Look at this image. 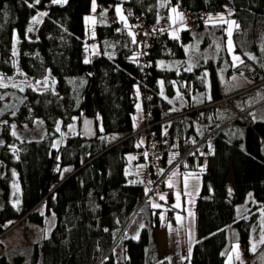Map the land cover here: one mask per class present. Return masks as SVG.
<instances>
[{"label": "trees", "instance_id": "16d2710c", "mask_svg": "<svg viewBox=\"0 0 264 264\" xmlns=\"http://www.w3.org/2000/svg\"><path fill=\"white\" fill-rule=\"evenodd\" d=\"M91 2L0 0V74L5 81L21 77L33 86L42 82L36 91L27 84L23 91L10 85L0 88L7 98L0 111L31 114L42 120L48 131L40 139L19 140L7 126L1 128L0 238L22 224L42 226L47 214L55 219L47 236L24 250L0 255V264H115L113 248L118 242L123 264H168L166 255L159 257L154 231L165 230L166 224L174 221L178 209L171 198L164 210L148 207L136 239L123 234L131 216L148 201L141 185L126 175L128 154L136 157L135 161L143 160L145 139L130 136L137 91L142 109L147 103L154 121L172 117L152 128L160 140L164 169L175 166L183 174L200 176L192 207L195 242L190 255L179 264H224L226 230L231 225L238 228L241 248L245 247L243 257L252 258L246 249L249 231L234 206L248 195L259 206L264 205V0H170L163 8L161 0H96L100 17L86 26L83 18L90 12ZM115 4H120L128 27L115 14V21L108 18ZM170 5L206 15L227 12L236 21L239 27L234 28L232 39L244 64L229 70L244 76L245 91L235 97L226 95L218 79L227 62L225 25L208 24L206 30L187 28L180 32V40H197L209 50L201 67H208L212 92L211 100H204L200 107L189 102L200 66L191 71L181 68L177 74L176 68L159 67L169 56L179 59L180 68L184 57L181 45L168 38L164 29ZM40 12L48 15L33 27V17ZM141 15L145 26L158 22L164 29L162 41L145 55L149 62L146 69L136 56L137 43L133 44L128 34L135 35L137 16ZM29 27L32 32L27 31ZM85 43H95L99 54L87 56ZM46 77L47 87L43 84ZM174 78L183 85L180 91L187 101L188 109L182 112L171 110L159 94V80ZM145 93L150 94L148 102ZM222 96L230 97V108L210 105ZM82 116L93 120L95 136L87 139L76 132L53 147V127L59 122L64 129ZM198 130L203 131L201 136ZM207 141L211 165L199 169L196 153ZM65 168L69 171L63 174ZM164 179L158 188L164 187Z\"/></svg>", "mask_w": 264, "mask_h": 264}, {"label": "rangeland", "instance_id": "374dc122", "mask_svg": "<svg viewBox=\"0 0 264 264\" xmlns=\"http://www.w3.org/2000/svg\"><path fill=\"white\" fill-rule=\"evenodd\" d=\"M97 6V5H96ZM120 4H115L114 6V14L118 21H120L119 17L116 14V7ZM176 7L175 5H170L167 8V17L169 20L168 25V35L171 37V33L174 30H178L177 34L180 35L181 31L186 30L188 27L184 24V18L182 22L178 21L175 25L172 24V20L170 17H174L175 14L171 13L170 8ZM178 9V8H177ZM181 13V11L178 9ZM97 13V8L93 11L92 2L90 12L84 16L83 22L87 26L92 24L95 21V15ZM211 14H208V16ZM207 16V17H208ZM212 16V15H211ZM206 17V20H207ZM122 22V21H121ZM123 26L125 23L122 22ZM34 27V24H32ZM227 28V24H225V29ZM226 32V31H225ZM228 39V37H227ZM85 50L87 52V56L90 54H99V48L95 43H85ZM86 56V58H87ZM24 80L21 77H14L13 79L5 81L8 85L20 89V87L13 86V83L24 87L26 84L22 83ZM0 96L3 99H0V108L6 103L7 98L4 96L3 91L0 92ZM140 93L136 92V100H135V114L134 117L137 118L139 113H141L140 109H137V104L141 105L140 102ZM23 108L27 109L26 104L22 105ZM238 114V113H237ZM239 116H241L239 114ZM143 117V113H142ZM240 118V117H237ZM142 120V118H141ZM140 120V121H141ZM7 122V123H5ZM42 122V123H41ZM140 124V122H139ZM138 124V125H139ZM12 125H15L13 129ZM69 125H74V132H69L68 126L66 128H60V132L65 133V136L61 137L60 132H56V125L53 127L52 133H54V137L52 140V145L56 141H61L59 144L63 143L66 137L70 134L79 132V119H74ZM2 126H7L9 132L13 135V131L15 135H13L16 139L19 140H35L40 139L46 135L48 132L44 127V123L39 118L33 117L31 114H21L20 112L13 113L12 111L5 112L0 119V142H2L1 138V128ZM98 130L100 128L98 127ZM142 140V138H141ZM58 144V145H59ZM57 145V146H58ZM56 146V147H57ZM54 147V146H53ZM145 165H147L145 163ZM68 169L69 168H65ZM64 169V170H65ZM68 171H63L65 174ZM176 172V176H172V173ZM148 172L146 171L144 175L139 177L140 185H142L144 195H149L146 197L148 199L147 202L143 203L140 208L131 216L128 225L126 226L124 236L127 235L129 231L137 228L141 221L147 216L148 207H152V204H159L160 209L164 210L165 208H169L166 204L169 198L172 199L171 204L174 206L177 202L176 200V192H180L179 199V207H175L178 209L174 214V221L172 222L173 228H170L166 232H157V240L161 239L162 242H165L164 236H171L173 243L166 245L164 249V253L159 254V257L162 255H166L168 257L169 264V256H170V264H179L181 259H184L190 255L191 246L195 242L194 236V213H193V200L197 195L200 187V176L197 173L187 172L182 173L177 167H172L167 173V176L164 179V187L157 188L155 192L149 190L152 188V184H150V176L148 181H146ZM171 178L173 187H168V181ZM185 183L187 187H185ZM164 195L165 199L161 200L160 196ZM262 209H264V205L259 206L250 195L246 196L245 199L241 202H238L234 206L235 214L237 217H242L246 223V227L249 231V253L252 254V258L243 260V252L241 250V243L239 241V231L238 228L234 225L228 226L226 230L227 234V253L225 255L224 264H264V242H261V237L264 235V214H262ZM164 213V212H163ZM162 213V214H163ZM177 216L180 217L177 220ZM55 219L53 214L45 215V221L42 226L35 224H22L11 231H8L5 235L0 238V255H10L12 252L17 250H24L28 248L29 245L45 237L48 235L52 226L54 225ZM169 223V222H168ZM167 223V224H168ZM166 224V227H167ZM166 229V228H165ZM7 231V230H6ZM155 232V231H154ZM162 233V234H159ZM174 238L177 240V243L174 242ZM239 244V259H237L235 246ZM255 244V250H252V245ZM162 250V249H161ZM114 254L116 256L115 264H123V257L120 252V247L116 246L114 249ZM231 256V260L228 257Z\"/></svg>", "mask_w": 264, "mask_h": 264}, {"label": "crops", "instance_id": "0c3cea01", "mask_svg": "<svg viewBox=\"0 0 264 264\" xmlns=\"http://www.w3.org/2000/svg\"><path fill=\"white\" fill-rule=\"evenodd\" d=\"M211 15L214 18L217 16L223 15L225 20H229V21L233 20L231 17L228 16L227 12H220V13L211 14ZM98 16L100 17L99 13H96L95 21L98 19ZM164 24H165L164 29L166 31V35L168 38H171L168 35L169 20L166 19ZM217 24H222V23L218 22ZM235 27L236 26L233 25V30ZM224 30H225V27H224ZM225 34H226V32H225ZM176 40L181 45V47L183 49V54H184V57L182 58L183 62H182L181 67L178 68V66H177L179 63V59H176V58L172 59L169 56L167 58H165L163 61H161V63L159 64V67L161 69H165V70L171 69V68H176V74H177L181 68L183 70H185L186 68L189 67V65H192L193 66L192 68L200 66L199 67L200 70L198 71L199 74H197V77H196V78H198L196 86L191 87V89L189 91V102L195 103V105H198L197 107H200V105L204 102V100L210 101L211 97H212V92L210 89L211 80L209 77L208 67L207 66L201 67V64L203 63L202 61L205 60V58H207L208 56H210L209 50L207 49V47H202V44L197 43V40L196 41L182 42L180 40V35H179V39H176ZM226 41H227V34H226V39L224 42V47H225V51L227 54V62L223 63L224 68L222 69V72L220 74H218V79H219L221 85H223V87H224L225 94L226 95H234L233 97H235L236 95H240L241 92L245 91L246 79L241 74H238V73L236 74L232 71L230 72L229 69H232L236 66H233L231 55L227 51ZM232 41H233V39H232ZM233 46H234V43H233ZM185 48H187V51L185 50ZM234 49H235V47H234ZM234 54L241 56L236 51L234 52ZM164 55H168V52H165ZM241 58H242V56H241ZM205 73H207V76L204 75ZM161 81L162 80H159V82H158L159 94L170 104V109L173 111H176V112H182V111L188 109L187 101L184 99L183 94L180 91V87H183V85H179L180 82L177 81V78H174V79H171L169 81L164 82L163 88H161V84H160ZM161 92H163V94H161ZM140 100H141V97H140ZM140 102H141V105H140L141 113H139V116H137V118H135V119H134V117L136 116L135 110H134V113L132 115V128H133V130L136 129V127L138 126V124L142 118V113H143L142 100ZM235 126L238 127L239 125H235ZM236 127H233V130H235ZM221 129H223V127H221ZM202 132H203L202 130H198L197 135L201 136L200 134H202ZM196 154L197 155L195 157V161L197 162V164H199V169H206V168L210 167V165H211V151H210V142L209 141H207L205 143L204 148L198 150ZM129 156H133V155L128 154L126 156V158H127L126 175L131 178V181L133 183H137L140 185L139 177L144 175L145 172L147 171L148 174H147L146 181H148L149 174H150V167H149V163L147 161L146 155H145V151L143 152V160L142 161H135V159L130 161L128 159ZM145 163L147 165H145ZM141 187H142V185H141ZM142 225H143V221H141L140 225L137 228H135L132 231H129L127 233V235L124 237L136 239L134 237L138 236L139 230H140ZM170 228H173L172 222H169L167 224V227L165 230H156L154 232V238H155V241L157 244L158 252L160 254L164 253L163 248L166 245L173 243V241H172L171 236H167V235H165L163 238V239H165L166 243L162 242L163 240H161V239L157 240V232H160V231L166 232ZM159 234H162V233H159ZM174 242L177 243V240L175 238H174ZM116 246L120 247V252H121V255L123 257L121 242H118L114 246L113 254H114V249ZM247 248L249 249V245H247ZM114 261L116 262L115 254H114ZM169 264H170V256H169Z\"/></svg>", "mask_w": 264, "mask_h": 264}, {"label": "built area", "instance_id": "2783aa9c", "mask_svg": "<svg viewBox=\"0 0 264 264\" xmlns=\"http://www.w3.org/2000/svg\"><path fill=\"white\" fill-rule=\"evenodd\" d=\"M100 7L102 6L99 5V8ZM181 13L183 14L184 24L189 29H195V28H202L203 30L207 29L208 24L206 25L205 23L207 15L205 13L186 11V10L181 11ZM108 18L111 21L116 20L114 13H110L108 15ZM144 20L145 19L143 15L137 16V28H136L135 38L138 46L136 56L138 57L141 66L146 69L149 66V62L145 60V55H147L148 50L152 49L155 44L160 43L162 41V36L164 31H161V29L163 28L160 26V23L158 22L151 23L147 27L144 24ZM147 73L148 72L145 71L143 76V81L145 80V76L147 75ZM229 98L230 97L222 96L220 99L212 102L210 105L220 109L230 108L228 102ZM144 99L146 100V102H148V100L150 99V94L145 93ZM149 109H150L149 105L145 103L142 120L140 121V124L136 127V129H134L130 133V136L139 135L145 139L144 151L150 167V175H151L150 184L153 185L152 188L149 190L150 193V191L153 192L156 191V189L160 185L161 180L165 178V176H167V173L170 170V169L165 170L162 165L160 140L154 136V132L152 131V128L161 123H166L172 117H167L159 121H154V118ZM233 116L240 117L239 114H237L236 112H233ZM149 195H145L144 200H146V197H148ZM125 229L123 230V234L125 233ZM241 250L244 251L245 247H242ZM244 259L246 258H243V260Z\"/></svg>", "mask_w": 264, "mask_h": 264}, {"label": "snow or ice", "instance_id": "6c2138e0", "mask_svg": "<svg viewBox=\"0 0 264 264\" xmlns=\"http://www.w3.org/2000/svg\"><path fill=\"white\" fill-rule=\"evenodd\" d=\"M39 3H40V0H35V4H39ZM51 3H53V4H66L67 3V0H51ZM168 4H170V0H167V3L165 2V0H161L160 7H162V8L163 7H166V6H168ZM33 6H34L33 4H29V7H33ZM92 8H93V11H95V8H96V0H92ZM115 11H116V14L119 17L120 21H122V22L125 23V27H128V25H127V17L123 14L122 8L119 7V6H117L116 9H115ZM170 11H171V13L175 14L174 17H170V19L172 20V24L173 25H175L178 21L182 22V20H183V14L178 11L177 7H171L170 8ZM46 15H48L47 12H40V13H38V16L33 17L32 23L33 24L40 23L41 22L40 18L41 17H44ZM128 15H131V13H129ZM229 15H231V13H229ZM218 22L219 23H222V24H227V28L225 29L226 34H227V37H228V39L226 41V47H227V51L231 55V59H232V62H233V66H238L239 64H244V60L241 58V56L234 54L235 49H234L233 41H232L233 25H235L237 28L239 27V25L236 24V21H234V20H231V21L225 20V18H224L223 15L217 16L215 18L213 16L209 15L207 17V20H206L205 23H206V25L207 24H210L212 26H216ZM27 31L28 32H32L33 31V28L32 27H29L27 29ZM161 31H164V30L161 29ZM177 31L178 30H174L170 34L172 39H179V36L177 34ZM128 34H129V36L132 37V43L135 44L136 43L135 35L131 31H129ZM219 47L220 46L217 45V50H219ZM185 50L187 51V48H185ZM261 50H262V52H264V48H262ZM13 55L14 56L17 55V52L15 50L13 51ZM248 58L251 59V60H255L256 59L255 56H251V55H249ZM132 59L135 62L136 57L134 56V57H132ZM84 62L85 63H88L89 61H88V59H85ZM192 67H193L192 65H189V67L186 68L185 71H191L192 70ZM18 74L19 75H24L23 72H18ZM204 75L207 76V73H205ZM13 80H14V78H13ZM22 83L27 84L29 87H31L33 89V91H36V90H38V87H39V85L42 82L41 81H37L35 86H33L29 81H24ZM163 83H164L163 81L160 82L161 88H163ZM43 84L45 85V87H47V77L43 81ZM13 86L20 87V90L21 91L24 90V88L22 86L17 85L15 83H13ZM6 87H8V84L5 83V77L3 76V74H0V88H6ZM161 94H163V92H161ZM0 99H3V97L0 96ZM136 107H137V109H140V105L139 104H137ZM2 114H3V112L0 111V115H2ZM5 123H7V122H5ZM84 123H85V125H88V124H90V121H87L86 120V121H84ZM12 127L14 129L15 128V125H12ZM55 130H56V132H60V123L59 122L57 123ZM68 130H69V132H74L75 126L74 125H68ZM100 131H103V128H101ZM60 134H61V137L65 136V133H63V132H60ZM13 135H15V132L14 131H13ZM60 142L61 141H56L53 146L56 147ZM128 159L131 161L133 159H136V157L129 156ZM57 171H59V168L57 169ZM64 171H68V169H65ZM15 175H16V173L13 172V176H15ZM176 175H177L176 172H173L172 173V176L173 177L176 176ZM168 187H173V183H172L171 178L168 181ZM185 187H187V184L186 183H185ZM160 199L161 200H164L165 199V196L164 195H161L160 196ZM179 199H180V192H176V200H177V202L174 205V207H179L180 206ZM16 203L18 204L19 202L17 201ZM152 207L159 208L160 205L159 204H152ZM262 214H264V209H262ZM161 219H163V216H161ZM179 219H180V217L177 216V220H179ZM141 227H143V225ZM134 238H137V237H134ZM261 242H264V235H262V237H261ZM255 247H256L255 244H253L252 245V250H255ZM238 249H239V244L237 243V245L235 246V251H236L237 259H239V256H240ZM228 259L231 260V256H229Z\"/></svg>", "mask_w": 264, "mask_h": 264}, {"label": "water", "instance_id": "95a60500", "mask_svg": "<svg viewBox=\"0 0 264 264\" xmlns=\"http://www.w3.org/2000/svg\"><path fill=\"white\" fill-rule=\"evenodd\" d=\"M90 121V124L85 125L84 121ZM79 132L82 134V136H84L87 139H91L95 136V128H94V122L91 118H86L85 116H82L81 120H80V125H79ZM70 175V174H69ZM68 175V176H69ZM68 176L64 177L62 179L65 180ZM61 181V182H62Z\"/></svg>", "mask_w": 264, "mask_h": 264}]
</instances>
